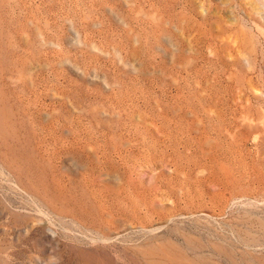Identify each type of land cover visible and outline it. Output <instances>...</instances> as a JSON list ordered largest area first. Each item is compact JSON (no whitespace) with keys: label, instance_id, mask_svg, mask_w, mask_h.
I'll return each mask as SVG.
<instances>
[{"label":"rangeland","instance_id":"374dc122","mask_svg":"<svg viewBox=\"0 0 264 264\" xmlns=\"http://www.w3.org/2000/svg\"><path fill=\"white\" fill-rule=\"evenodd\" d=\"M0 264H264V0H0Z\"/></svg>","mask_w":264,"mask_h":264}]
</instances>
